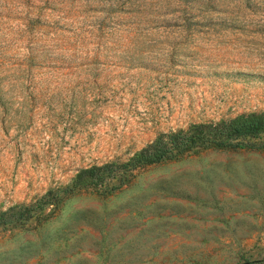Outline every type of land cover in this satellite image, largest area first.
<instances>
[{
    "label": "rangeland",
    "instance_id": "374dc122",
    "mask_svg": "<svg viewBox=\"0 0 264 264\" xmlns=\"http://www.w3.org/2000/svg\"><path fill=\"white\" fill-rule=\"evenodd\" d=\"M251 113L264 0H0V214ZM241 144L65 195L0 228V264H264V135Z\"/></svg>",
    "mask_w": 264,
    "mask_h": 264
},
{
    "label": "trees",
    "instance_id": "16d2710c",
    "mask_svg": "<svg viewBox=\"0 0 264 264\" xmlns=\"http://www.w3.org/2000/svg\"><path fill=\"white\" fill-rule=\"evenodd\" d=\"M264 135V114L251 113L216 123L192 126L187 131L159 135L152 143L136 152L123 164H105L92 166L77 173L70 186L48 191L35 205L19 206L0 214V228L20 227L35 212L46 207H57L61 198L75 191L96 189L106 181L124 177L139 168L176 160L182 155L196 149H237L243 147L241 141ZM40 218V217H38Z\"/></svg>",
    "mask_w": 264,
    "mask_h": 264
}]
</instances>
